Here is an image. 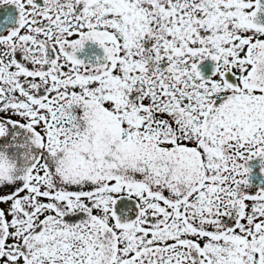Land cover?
I'll return each instance as SVG.
<instances>
[{"label": "snow or ice", "instance_id": "1", "mask_svg": "<svg viewBox=\"0 0 264 264\" xmlns=\"http://www.w3.org/2000/svg\"><path fill=\"white\" fill-rule=\"evenodd\" d=\"M0 264H264V0H0Z\"/></svg>", "mask_w": 264, "mask_h": 264}, {"label": "flooded vegetation", "instance_id": "2", "mask_svg": "<svg viewBox=\"0 0 264 264\" xmlns=\"http://www.w3.org/2000/svg\"><path fill=\"white\" fill-rule=\"evenodd\" d=\"M93 51H97V50L94 49V48H90V49H89V54H91Z\"/></svg>", "mask_w": 264, "mask_h": 264}]
</instances>
